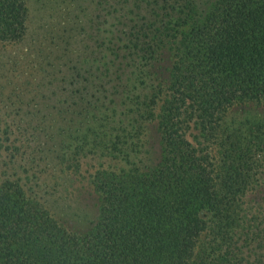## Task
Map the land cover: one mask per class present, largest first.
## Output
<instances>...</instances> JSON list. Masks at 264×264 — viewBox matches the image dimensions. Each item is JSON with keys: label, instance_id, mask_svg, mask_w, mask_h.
<instances>
[{"label": "trees", "instance_id": "16d2710c", "mask_svg": "<svg viewBox=\"0 0 264 264\" xmlns=\"http://www.w3.org/2000/svg\"><path fill=\"white\" fill-rule=\"evenodd\" d=\"M98 4L0 82V264H264V0ZM28 22L0 0V42Z\"/></svg>", "mask_w": 264, "mask_h": 264}, {"label": "rangeland", "instance_id": "374dc122", "mask_svg": "<svg viewBox=\"0 0 264 264\" xmlns=\"http://www.w3.org/2000/svg\"><path fill=\"white\" fill-rule=\"evenodd\" d=\"M80 1L81 6L80 8H77V4L76 6H72L70 0H27L29 6L28 23L30 25V31L26 42L18 45L0 42V62L5 63L4 72H2L3 77L0 76V82L2 85H7L4 88L5 90L9 88V84L16 85L17 83L19 84L20 81L25 80V76L27 75L30 66L26 64L23 54L25 52V47L33 43V38L37 36L38 32L43 34L45 29L53 24L62 25L64 22H70L72 24L73 21L79 23L82 20L84 22L85 17L86 19L88 17H91L92 19H100L99 17L104 11L101 9L100 5H96V3L111 0ZM72 9H74V13L70 12ZM74 15L77 17H73ZM110 21L111 19H109V22ZM2 63H0V69ZM11 66L13 67L11 68ZM89 164L92 163L89 162ZM86 167L87 170L84 167L82 174L73 179V193H69V197L66 200H69L68 204L70 206L74 208L79 207L82 213L88 214L90 215L89 217H92L96 215V198L87 181L83 179L84 172L85 174H88L91 165ZM65 194H67V192H63L62 194L57 193L56 198L64 196ZM63 223L67 224L69 228L73 224H77L75 219Z\"/></svg>", "mask_w": 264, "mask_h": 264}]
</instances>
